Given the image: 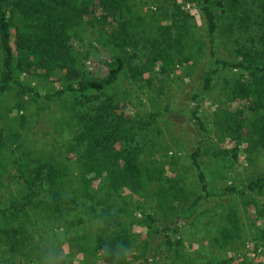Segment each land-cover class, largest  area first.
<instances>
[{
  "label": "trees",
  "instance_id": "trees-1",
  "mask_svg": "<svg viewBox=\"0 0 264 264\" xmlns=\"http://www.w3.org/2000/svg\"><path fill=\"white\" fill-rule=\"evenodd\" d=\"M226 1L0 0V98L10 92L17 97L11 110L15 114L10 117L14 124L0 127V187L10 163L5 152L22 151L11 161L15 174L9 179L21 190L18 199L0 205V241L6 242L11 253L20 252L28 243L21 226L6 230L16 218L27 217V213L51 218L76 212L81 213L77 224L87 220L94 228L93 231L81 226L80 238L85 245H80L85 252L86 248L91 250L102 264H127L133 256L120 214L124 210L117 203L104 209L105 203L109 197L121 198L120 192L145 196L151 184L166 178V170L155 165L147 167L139 161L138 118L126 115L122 100L113 99L105 92L124 69L130 68L133 78L144 76L146 71H151L152 78L158 75L165 79L171 75L175 63L195 44L196 26L191 23L192 14L184 9L186 3L193 5L199 14L204 34L197 47L206 48L210 64L198 77L197 95L211 89L221 69L240 71L226 95L228 103L243 104L226 113L230 129L237 132L240 144L221 153L233 162L239 159L240 150L246 159L264 153V1L251 0L249 4L246 0ZM144 4L147 10L150 4L155 5V12L147 16L138 14ZM236 4L244 9L243 22H251L250 26L257 32L248 41L244 38L249 45L242 58L238 56L241 50H236L233 55L228 54L231 59H226L218 52V21L227 13L226 5L232 13ZM214 7L220 11L217 13ZM86 33L95 34V41L112 53L108 74L102 80L87 74L82 66L83 56L72 49L71 40H81V34ZM143 58L148 66H133L144 63ZM51 80L60 85L41 93V83ZM57 101H61L59 107L65 108L73 121V137L68 140L65 155L55 150L50 154L33 153L34 148L27 152L20 143L24 140L30 144L25 139L29 131L28 116L35 115L38 119L46 106ZM27 107H33L35 112L29 114ZM192 115L199 134L205 138L208 133L205 122L195 111ZM155 116L150 114L148 121ZM199 155L197 147L191 158L197 168L201 192L179 211L178 219L192 221L203 204L213 197L225 202L239 199L245 203L243 208H249L248 213L264 217V202H260L264 199V174L210 193L196 161ZM177 184L178 180L173 181L167 191L157 192L162 197L160 203L181 196L183 189ZM101 192L103 199L97 198ZM100 205L103 207L98 208ZM113 208L118 209L112 212ZM229 208L224 215L227 225L221 231L237 236L242 231L238 211ZM146 218L154 222L153 214H147ZM167 231L168 227L161 230L160 244L171 259L182 242L180 238L171 241ZM251 239L264 244V228ZM233 261V258L219 261L211 257L210 264ZM142 264L151 263L145 260Z\"/></svg>",
  "mask_w": 264,
  "mask_h": 264
},
{
  "label": "rangeland",
  "instance_id": "rangeland-1",
  "mask_svg": "<svg viewBox=\"0 0 264 264\" xmlns=\"http://www.w3.org/2000/svg\"><path fill=\"white\" fill-rule=\"evenodd\" d=\"M246 2L249 4L251 0ZM146 5L142 6L143 12L138 14L147 16L150 12H155V5L150 4L149 10ZM184 6L185 11L192 14L191 23L196 26L195 44L175 63L171 75L165 79H160L158 75L152 78L151 71H146L144 76L133 78L130 68L124 69L119 79L105 92L106 95L113 96V99L122 100V109L126 115L138 118L136 140L141 148L139 161L147 167L155 165L165 168L166 178L151 184L145 196L120 192L121 198L109 197L104 209L117 203L124 212L127 210L125 213L120 211L123 228L127 231L134 252L127 264H142L145 260L151 264H210L211 257L219 261L233 258L231 264H264V244L251 239L263 230L264 217H258L255 212L248 213L246 209L249 211V208H243L245 203L241 200L231 199L225 202L213 197L203 204L192 221L178 219L179 211L187 207L201 192L197 168L191 158V153L197 147L200 148V155L196 161L205 176L210 193L264 174V153L246 159L248 157L240 150L236 162L221 153L240 144V140L236 138L237 132L230 129V122L226 117L227 112L243 106L226 101L232 81L240 76V71L234 68L221 69L211 89L203 95H197L198 77L202 70L210 68V64L206 48L197 47L204 34L199 14L193 5L186 3ZM214 9L217 13L220 11L218 7ZM224 9L227 13L218 21L219 56L231 59L228 54L233 55L236 50H241L238 56L242 58L243 51L249 45L247 41L254 38L257 31H253L251 22H243L244 9L241 5L236 4L232 13L227 5ZM94 36L92 33L81 34V40L73 38L70 43L72 49L83 56L82 66L87 74L102 80L108 74L112 53L110 49L97 43ZM142 60L144 63H133V66L149 65L144 58ZM59 85L53 80L42 82L40 91L44 93ZM16 100L14 92L0 98V127L14 124L10 117L15 114L11 110ZM59 105L61 101L52 102L45 107L38 119L35 115L28 116L29 131L25 139L30 144L24 140L20 143L27 152L35 149L33 153L40 151L50 154L55 150L65 155L68 140L73 137V121L70 120L68 111ZM27 109L29 114L35 112L33 107ZM193 111L207 126L205 138L199 134ZM150 114L156 115L152 121H148ZM19 152L22 151L5 152L10 163L1 179L2 206L18 199L21 191L9 180L15 174L11 161ZM177 180V185L183 189L181 196L177 200L160 203L162 197L157 192L164 193ZM78 193L82 195L81 190ZM104 197L101 192L97 198ZM261 201L264 202V199H260ZM123 203L127 205L123 206ZM230 206L238 211V223L242 226V231L237 236L226 235L221 231L227 225L224 215ZM102 207L103 205L98 206ZM117 209L113 208L112 212ZM64 213L51 218L43 214L30 213L29 216L27 213V217L24 215L16 218L6 230L8 232L12 230L11 227L21 226L28 243L20 252L11 253L6 242L0 241V264H102L96 254L88 251L86 246V252L81 247L85 245L80 238L83 233L81 226L94 231L92 223L84 220L79 225L76 220L81 213ZM149 213L153 214L154 222L147 220L146 215ZM164 227H168L167 234L171 241L180 238L182 242L171 259L166 257L160 244L161 230ZM172 230L177 233L174 234Z\"/></svg>",
  "mask_w": 264,
  "mask_h": 264
}]
</instances>
